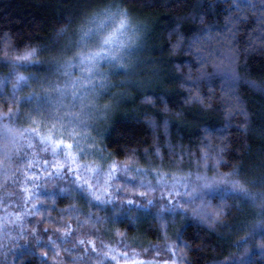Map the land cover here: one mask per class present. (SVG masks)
<instances>
[{
	"label": "trees",
	"instance_id": "obj_1",
	"mask_svg": "<svg viewBox=\"0 0 264 264\" xmlns=\"http://www.w3.org/2000/svg\"><path fill=\"white\" fill-rule=\"evenodd\" d=\"M122 12L140 44L127 70L103 69L102 83L112 86L106 99L111 103L114 97L113 112L100 140L90 144L94 160L103 168L118 162L141 169L226 175L238 180L245 198L242 193L206 197L205 207L216 219L212 227L183 218L180 211L165 212L164 227L148 210L97 198L72 177L62 175L54 187L40 180L34 187L36 176L26 178L32 193L29 210L25 199L15 197L22 187L20 174L28 169L20 173L18 167L25 153L6 155L8 145L0 135V202L9 200L7 209H0V264H55L52 248L24 242L26 233L21 235L20 228L37 230L38 225L53 233L85 232L111 244L119 234L141 248L172 240L181 264H264V205L257 206L264 203L249 202L256 194L264 198L261 0H0V58L28 48L37 50L38 60L56 58L65 43L78 40L96 19L118 23ZM7 73L0 62V118L11 113L13 126L32 127L25 113L29 83L13 94L1 82ZM38 73L47 74L45 68ZM190 91L204 96L203 106L186 102ZM145 94L155 103L146 101ZM14 207L19 215L9 218ZM142 213L146 218L138 216ZM257 225L261 229L255 232ZM79 249L75 256L83 260L76 258L77 264L87 263L86 256H99Z\"/></svg>",
	"mask_w": 264,
	"mask_h": 264
},
{
	"label": "rangeland",
	"instance_id": "obj_2",
	"mask_svg": "<svg viewBox=\"0 0 264 264\" xmlns=\"http://www.w3.org/2000/svg\"><path fill=\"white\" fill-rule=\"evenodd\" d=\"M116 22L117 20L112 24L96 19L94 24L89 26V30H86L87 34L82 31L78 40L65 43L56 58L46 56L43 60H38L37 53L29 61L20 63L11 59L14 55L6 54L0 58V62L8 69L6 77L1 81L3 86L9 85L13 94H16L17 90L19 92L26 82L31 88V94L27 96L29 110H25V113L32 121V127L13 126L10 120L15 118L10 114L0 118V135L6 140L7 152H10L6 155L12 157L14 154L17 156L18 152L25 153L19 157L20 173L28 167L26 172L20 174L23 176L20 182L23 187L15 197L25 199L27 204L30 198H26L24 192L25 188L30 192L27 177L34 180L39 176V179L34 180L37 184L34 187L38 186L40 180L45 187H54L56 180L65 175L76 179L79 186L91 188L97 198L111 199L116 203L125 202L148 210L151 215L149 217L158 219L164 227L163 215L168 211H180L185 215L183 218H192L212 227L216 219L213 211L205 207L206 197L211 193H242L245 198V189L235 178H228L226 175L209 177L205 174L161 171L154 168L141 169L118 162H108L106 168H103L94 160V150L92 151L90 144L94 146L100 140L113 112L114 97L111 103L106 99L111 95L112 86L102 83L106 75L103 69L111 67L109 71H112L113 67L117 66L116 61L102 55L96 59L92 65L93 70L89 73L86 69L90 65L87 61H82L81 54L90 55V50L98 48L100 35L113 28ZM134 33L135 29L127 19L122 37L125 44L119 53V59L123 61L121 68L125 70L129 65H133V59L139 49L140 39ZM43 68L47 74L38 73ZM16 73H24L28 79L18 87H13L16 83ZM61 141L64 143L61 144ZM249 199L253 204L258 201L264 203L260 194ZM6 202H0V209H7ZM8 205L10 206V202ZM30 205L27 204L29 210ZM263 205L257 206L262 208ZM17 213V207L10 209L9 218ZM138 216L147 215L142 213ZM34 222L36 224V221L31 224ZM33 227L35 226L19 227L21 235L26 233L24 242L52 248L56 253L53 260L55 264H77L76 258L83 260L82 255L75 256L79 248L85 250V255L88 250L99 255L96 259L86 256L85 264H117L118 261L140 257L153 264H163L165 260L169 261V264H181L176 244L172 240H165L163 243L152 242L149 246L141 248L128 243V240H124L119 234L111 244L108 240L95 241L97 239L89 234L84 235L85 232L78 235L73 231L53 233L41 225H38L37 230ZM257 227L258 225L255 232L261 229ZM71 250H75L72 255L69 254ZM124 252L128 255H124Z\"/></svg>",
	"mask_w": 264,
	"mask_h": 264
},
{
	"label": "snow or ice",
	"instance_id": "obj_3",
	"mask_svg": "<svg viewBox=\"0 0 264 264\" xmlns=\"http://www.w3.org/2000/svg\"><path fill=\"white\" fill-rule=\"evenodd\" d=\"M261 3L264 4V0H261ZM101 19L103 20L104 18H101ZM126 25H127V18H126V15L122 12L119 17V22L115 24L113 28H111L110 30L106 32H103L100 35V46L98 48L90 50L91 52L90 55L85 56L81 54L82 61H87L90 65V67H88L86 71L91 73L93 70L92 65H94L96 59L98 57H101L102 55L106 58H111L113 61H116L117 67L123 66V61L119 59V53L121 52L125 44V41L122 37H123L124 29L126 28ZM188 47H191V45H189ZM36 51L37 50L35 48H28L18 54H15L11 59H13L17 63H20L23 61H29L36 54ZM176 67H177V74H179L180 65H177ZM27 79L28 77L25 76L24 73H16L15 74L16 83L13 85V87H18L21 84V82L26 81ZM144 99L148 101L149 103H155V101L147 94L144 95ZM161 100L165 102V108H167L168 101L166 97L161 96ZM186 102L187 103H198L201 106H203L204 96L199 92L193 93L190 91L188 95V100ZM167 125H168V121H165L164 122L165 133H167ZM224 131L226 132V129ZM60 143L63 144L64 142L61 141ZM155 151L157 154L160 153V149L158 147L155 149ZM221 151H223V148H221ZM81 155H83V152L81 153ZM45 163L47 162L45 161ZM24 192H25L26 198L31 197L32 193L27 191L26 188L24 189ZM17 215H19V213H17ZM123 254L128 255L127 252H124ZM45 255H47V253H45ZM117 264H153V262H146L144 261L142 257H140L138 259H133V260L127 259V260L118 261ZM163 264H169V261L165 260Z\"/></svg>",
	"mask_w": 264,
	"mask_h": 264
}]
</instances>
